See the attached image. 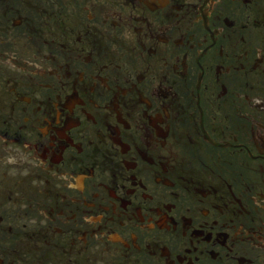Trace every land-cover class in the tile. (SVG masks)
<instances>
[{
	"label": "flooded vegetation",
	"instance_id": "flooded-vegetation-1",
	"mask_svg": "<svg viewBox=\"0 0 264 264\" xmlns=\"http://www.w3.org/2000/svg\"><path fill=\"white\" fill-rule=\"evenodd\" d=\"M0 264H264V0H0Z\"/></svg>",
	"mask_w": 264,
	"mask_h": 264
}]
</instances>
